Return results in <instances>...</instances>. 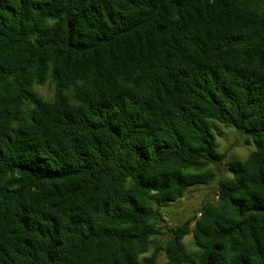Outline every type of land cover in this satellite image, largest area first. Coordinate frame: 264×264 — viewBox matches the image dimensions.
<instances>
[{"label":"trees","instance_id":"16d2710c","mask_svg":"<svg viewBox=\"0 0 264 264\" xmlns=\"http://www.w3.org/2000/svg\"><path fill=\"white\" fill-rule=\"evenodd\" d=\"M0 264H264V0H0Z\"/></svg>","mask_w":264,"mask_h":264},{"label":"rangeland","instance_id":"374dc122","mask_svg":"<svg viewBox=\"0 0 264 264\" xmlns=\"http://www.w3.org/2000/svg\"><path fill=\"white\" fill-rule=\"evenodd\" d=\"M34 90L45 100L52 99L54 94V86L50 81H47L42 86H35ZM218 126L222 131V135L217 136L219 144L218 151L224 156V159L221 163L213 167L216 174L215 180L208 186H199L191 189L183 199L164 210L165 217L170 226L181 225L197 215L203 204L214 201L217 195L216 188L218 180L230 176L227 169V162L233 159L244 160L254 150L252 139L244 131L225 125ZM165 239H167V236L161 237L160 242H164ZM185 244L189 251L195 249L192 236H188L185 239ZM152 252L153 250H151L150 254ZM160 260L162 261L163 257H160Z\"/></svg>","mask_w":264,"mask_h":264}]
</instances>
